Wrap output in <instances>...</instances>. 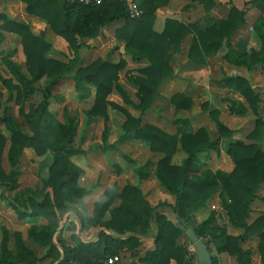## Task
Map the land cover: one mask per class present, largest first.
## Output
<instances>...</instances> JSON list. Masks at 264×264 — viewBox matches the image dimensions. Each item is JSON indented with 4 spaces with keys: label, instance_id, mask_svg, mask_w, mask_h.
Listing matches in <instances>:
<instances>
[{
    "label": "trees",
    "instance_id": "1",
    "mask_svg": "<svg viewBox=\"0 0 264 264\" xmlns=\"http://www.w3.org/2000/svg\"><path fill=\"white\" fill-rule=\"evenodd\" d=\"M21 1L29 15L45 21L54 34L65 39L75 54L68 62L50 57L53 45L42 34H36L28 22L18 21L0 11V28L21 37L26 56V72L21 64L11 58L12 53L3 58L13 78L3 79L7 94L0 88V108L3 99L20 105L36 94L37 82L45 77L49 79L40 104L28 113L23 108L20 109L31 132L22 129L12 115L0 116V123L9 131L11 142L7 153L11 170L7 172L3 165L7 139L0 135V187L4 190L15 191L19 188L20 152L24 148L33 149L38 156L52 154L49 175L43 181L41 191L36 193L26 190L20 199L10 198L21 220L40 215L51 218V224H34L28 231V235L46 249L42 259L51 258L49 264H106L109 256L119 252L130 251L133 252L130 258L139 257L136 250L142 245L141 239L150 232L154 221L158 226L155 248L147 251L138 261H128V264H170L172 260L177 264H198L197 257H193L189 248L178 240L192 227L196 211L205 207L217 192L230 221L236 227L244 229V233L241 236L226 235L216 246L220 235L213 226L215 214L212 213L199 223L194 229L210 251L212 263L221 264V258L213 254L215 248L217 253L226 252L236 256L238 264H250L251 251L244 250L240 243L250 235L259 237L258 247L264 259V213L252 222L248 221L254 201L258 198L264 200L257 193L264 184V150L258 142L264 135V120L259 111L260 95L251 82L243 76L230 79L235 89L246 99L256 118L253 131L247 135L254 142L233 140L229 145L227 153L234 163V169L229 173L200 170L198 154L207 149L219 150V139H212L206 128L194 131L187 129L190 128L188 119L175 121L179 124L182 147L188 154L181 165H176L172 163V156L177 148V135L169 134L150 123L143 124L140 117L132 115L126 107L108 100L109 95L117 91L127 105L143 112L150 110L159 87L174 74L169 57L172 53L182 51V43L189 34H193V39L188 57L195 63H206L208 56L227 47L222 58L229 64L249 70L257 66L264 67V19L255 26L260 49L242 52L230 45L233 35L245 23V10L237 7H232L226 19L214 20L207 16L202 22L193 24L167 19L164 30L157 32L154 29L155 14L158 8L166 6L171 0H138L142 14L136 18L130 16L123 0L101 4L70 0ZM193 1L201 2L207 13L216 5L214 0ZM252 3L264 13V0H253ZM115 21L123 23L117 27L115 35L125 42L126 54L135 61L147 62L139 69V74L128 76L137 87L139 102L133 101L128 90L119 82V73L126 67L125 59L115 63L97 58L86 66H79L74 80L78 85L86 82L96 88L94 104L87 113L104 118V141L108 139L110 131V106L125 114L126 120L122 124L125 134L132 133L134 138L148 143L151 151L163 154L156 165V178L176 200L174 204L152 206L138 185L128 183L121 191H116L113 186L109 187L95 202L93 216L90 218L91 226L101 229L98 238L85 242L75 234L73 239L76 244L71 246L61 239H55L65 228L76 231L77 225H70L71 214L75 212L81 216L75 203L89 194L79 182L84 170L71 159L84 151L74 146L77 124L70 114L65 123L59 124L55 139L42 126L49 112L54 89L67 77L73 64L79 59L85 39L96 38L104 26ZM170 101L176 109H191L193 104L191 96L183 92L174 94ZM230 103L232 112L242 116L247 113L248 109L243 105H238L235 101ZM212 116L218 127L219 138L233 136L234 131L219 120L218 111H212ZM142 170L143 168L138 170L141 178L144 175ZM16 199L21 203L20 207L16 206ZM119 200L120 203L116 205ZM162 207L170 209L176 220L159 211ZM107 213H110L109 220H105ZM1 230L0 264H37V252L27 245L21 231H11L5 225H1ZM111 230L116 233H111ZM12 239L16 251L11 247Z\"/></svg>",
    "mask_w": 264,
    "mask_h": 264
},
{
    "label": "rangeland",
    "instance_id": "2",
    "mask_svg": "<svg viewBox=\"0 0 264 264\" xmlns=\"http://www.w3.org/2000/svg\"><path fill=\"white\" fill-rule=\"evenodd\" d=\"M0 11L7 13L18 21L28 22L36 34H42L45 39L53 45V49L49 53L50 57L61 59L66 62L74 57L75 54L69 47L68 43L65 44L62 42L63 40L65 41V39L54 34L45 21L37 20L34 16L29 15L26 12L25 6H23L19 0H0ZM94 49L95 48H92L90 50L89 47L80 50L78 55L79 59L73 64L72 70L67 74V77L62 79L55 87L49 105V112L42 126L44 131L49 133L51 137L55 139L54 136L58 133L59 124L65 123L67 115L70 114L76 120L77 124L74 146L84 151L83 154L75 155L71 159L84 170L79 182L82 187H85L89 191V194L84 199L75 203L81 216L79 217L75 212L71 214L70 225L72 226L75 223L77 225L76 231L65 228L55 239V241L61 239L71 246L76 244V241L73 239L75 234L78 235L81 240H83L84 237L86 241L90 240L88 237H90L92 233L93 238L98 234L96 227L91 226L90 218L93 216L95 202L100 199L102 194H104L109 187L113 186L116 188V191H121L128 183L141 184V186L144 185L145 189L149 191L148 194L145 193L146 197L149 198H147L148 201L155 206L163 205L164 203L174 204L176 200L175 196L166 191L156 178V165L163 157V154L161 155L157 152L151 151L147 144L137 141L132 133L125 134L122 127V124L126 120L125 114L115 108L108 107V124L110 131L108 133V139L104 141V118L90 116L87 113L94 104L96 88L86 82H81L80 85H78L74 80L76 70L79 66H86L97 58L118 62L121 59H125L124 55L126 54V51L125 53L120 52L121 48L118 44H106L98 51ZM8 53H12L11 58L21 64L22 69L26 72V56L23 52L21 37L16 33L7 32L0 28V88L6 94L7 88L3 83V79L13 78L11 72L3 62V58L6 57ZM179 53L183 54V51ZM171 56L169 57L170 64L172 61ZM125 61L127 65V60L125 59ZM170 66L173 69L174 74L171 76L172 78L164 84L150 110L143 112L134 108L132 105H127L124 100L117 95L118 93L116 91L109 95L108 100L115 103L118 102L117 104L126 107L132 115L140 117L143 124L154 123L158 125L159 128L161 127L162 130L164 129L169 133H176V129L179 127V124L175 123L177 119H187V117H191L192 121L189 120L190 128L187 129L196 131L202 126L209 131L210 137L213 138L218 136L217 126L215 125L212 116V111L215 110L218 111V118L220 115H223L224 118L230 121L229 123L231 126L240 130V133L238 134L240 138L252 141L246 135L250 131H253L255 127L253 118L255 119L256 115L249 107L243 95L239 91L240 94L237 91H234L233 82L230 79L240 76V73L249 76L251 82L256 86L255 90L260 95V116L264 120V67L248 72L242 69L233 68L226 63H223V65L216 63L209 65L207 60L206 63L200 64L191 61L189 58L187 63L185 62L184 68H180V66L177 65V62ZM136 69V66H128V68L126 66L119 73V80L126 85L133 101L139 102L136 88L127 80L129 75H134ZM177 70L179 73L184 72L183 76L179 75L180 77L176 78L175 71ZM13 80L16 82L15 79ZM48 82V77L37 82L36 86L38 87V91L36 94L30 99L24 100L20 105L13 101L6 102L5 99H3L2 108H0V116L12 115L22 129L31 132L25 117L20 112V109L23 108L24 111L28 113L37 107L44 98ZM226 85L231 90L227 93L224 91L225 88L223 87ZM183 89H186V91H192L195 94V97H191L193 101L191 109H176L170 101L171 97L176 94V92L178 93V91H182ZM232 91H234L233 94ZM236 94L238 97H243L244 102H242L243 100H239V98L236 97ZM227 99L239 101L241 105L248 109L249 112L247 116L244 118L231 116L232 113L229 108H226L225 106ZM175 125H177V127ZM0 135L5 136L7 139V146L4 150L3 156V165L5 170L9 172L11 170V165L7 159V153L11 144L10 133L3 123H0ZM258 142L264 150V135ZM181 146H179V149L174 156L175 163H183L186 159L183 158L188 155L186 150L183 147L181 148ZM228 146L229 141L222 144V151L224 150L225 152ZM200 154L201 159L199 158L198 161L200 170H212L214 167V153L205 150V152ZM220 156L221 154L216 155V159L219 160ZM51 163L52 154L48 153L44 156H38L33 149L24 148L20 152L19 170L21 175L18 179L19 188L15 191H8L0 187V244L2 238L1 225L7 226L11 231H21L27 245L34 248L37 252L39 257L37 264H49L51 258L42 259V256L46 253V249L35 242L28 235V231L34 224H51L52 220L51 218L42 215L32 219H19L15 206L11 203L10 198L19 197L20 199L22 193L24 194L26 190L39 193L43 187V181L49 175ZM141 167L144 168L143 178H140V175L138 174V170ZM16 193H18V196H15ZM258 193L264 194V188L261 190L259 189ZM119 203L120 200L116 202V205ZM20 205L21 203L16 199V206L20 207ZM159 211L166 214L169 213L171 218L175 221L172 214L173 212L170 209L162 207L159 208ZM263 212L264 200L258 198L253 203L248 221L252 222L254 219L262 215ZM212 213L215 214V222L213 226L217 229L220 235V239L215 243L216 246L221 243L222 238L226 235L241 236L244 233V229L236 227L230 221L219 192L214 194L208 200L205 207L196 211L193 216L192 227L196 228L199 223L210 217ZM109 219L110 213H107L105 220ZM152 226L156 227L155 222ZM178 241L180 244H184L189 248L193 257L196 256V247L186 235L182 236ZM259 241V237L256 236H250L247 239L240 241L244 250L251 251L252 260L250 264H264L263 255L258 247ZM11 247L13 251H16L13 239ZM146 249L147 247L143 245L142 242V245L136 250L137 255L142 257V255L145 254ZM132 253L133 252L125 251L116 253L115 255H119L121 261L123 260L121 264H128V260ZM213 254L218 255L221 258V264H238L236 256L229 255L226 252L217 253L215 248ZM170 264L177 263L172 260Z\"/></svg>",
    "mask_w": 264,
    "mask_h": 264
},
{
    "label": "crops",
    "instance_id": "3",
    "mask_svg": "<svg viewBox=\"0 0 264 264\" xmlns=\"http://www.w3.org/2000/svg\"><path fill=\"white\" fill-rule=\"evenodd\" d=\"M252 1L253 0H214V2L216 4L215 7L211 10L210 13H207L205 11V9H204L203 4L201 2H199V1H193V0H172L167 6L158 8V10H157V12L155 14L154 29L157 32H162L164 30V28H165L167 19H176V20L181 21V22L186 23V24H193V23H197V22L200 23L207 16L213 18L214 20L226 19V18H228L232 7H237L239 9H241V10H243V9L245 10V23L233 35L232 40L230 42V45L233 48H235L237 50H240L242 52H250L251 49L259 50L261 44H260L259 38L257 36V33L255 32V26H256V24L260 23L264 19V13L262 11H260L256 6H254V4L252 3ZM19 2L23 6H25V4L21 0H19ZM35 18L37 20H42V19H40L38 17H35ZM122 24H123L122 21H115V22H112V23L104 26L102 28L101 34L99 36H97L96 38H87V39H85V45L81 48V50L83 48L84 49H87V48L90 47V50L92 48H95L94 50H97L98 51V50H100V48H103L106 44H113V45L118 44V45H120V48H121L120 49V52L125 53V42L123 40L118 39L116 37V35H115L117 27H120ZM192 39H193V34H189L188 36H186V38L184 39V41L182 43V51H183V54H180V53H172L171 54L172 55L171 56L172 57V61H171V64L170 65H173V63H176L177 62V65L180 66V68H184L185 62L187 63V60L189 58L188 57V52H189V48H190ZM62 42H64L65 44L67 43L64 40ZM226 51H227V47H225L221 51V53L219 52L220 54L217 53L215 55L208 56V58H207L208 64L211 65L213 63H216V64L223 65V63H226L227 65H229V66H231L233 68L242 69V70H245V71H248V72L249 71L256 70V69H259V68H263L261 66H257L255 68L249 70V69H247L245 67H239V66H235V65L229 64L228 62H226L222 58V55ZM124 57L127 60V65H126L127 68H128V66H136L137 67L136 72L134 73L135 75L139 74V72H138L139 69L141 67L145 66L146 63H147L145 60H143V61H135V60H133L131 58V56H129L127 54H125ZM175 60H176V62H175ZM115 63H117V62H115ZM177 73H179L178 70L175 71V77L176 78L177 77L179 78L180 77L179 75L183 76V74H184V72H181L179 74H177ZM239 75L247 78L251 82V80H250V78H249L248 75L241 74V73ZM170 78H172V77H169L168 79H166L164 81V83L159 87V89H158V95L160 93V90L164 86V84L167 81H169ZM127 80L131 84H133L128 77H127ZM119 82L125 87L126 90H128V88L126 87V85L123 82H121V80H119ZM251 84H252V86L254 88H256V86L252 82H251ZM133 86L136 88V92H137V87L134 84H133ZM223 87L225 88L224 91H226V93L228 91H231L228 88L227 85L226 86H223ZM233 87H234V85H233ZM234 91H237L235 89V87H234ZM234 91H232V94L234 93ZM178 92H183V93L188 94L191 97H195L194 92L189 91V90L186 91V89H183L182 91H178ZM117 95L119 97H121V99H122V96L119 93ZM158 95H157V97H158ZM236 97L239 98V100H241V101L243 100L242 102H244L243 97H238L237 94H236ZM230 101H235L238 105H241V103L239 101H236V100H233V99H227V103L225 104V106H226V108H229L230 112L232 113L231 116H236V117H240V118H244L245 116H247V114H248L249 111H247V113L245 115H243V116L242 115H238V114L232 112L231 111V108L229 107L231 105ZM259 111H261V110L259 109ZM222 113H224V112H222ZM188 118H190V119H188ZM187 119L192 121L191 117H187ZM219 120L222 121L223 123H225L231 130H233L234 131V134L231 137L230 136H226V137H220L219 138V133H218V136L217 137H214V138L211 137L212 139H219V150L217 151L215 149H207V150L211 151L212 153H214V157H213V166L214 167H213V169L211 167L210 168L213 170V172H216L218 170H221V171H224V172H228L229 173V172H231L234 169V163L231 160V158L229 157V155L227 154V151H228L229 146H228V148H226V150L224 152V150L222 151V144H224L227 141H229V145H230L231 141H233V140H242V141H244L246 143H252V141H248V140H245L243 138H240L238 136V134L240 133V130H238L237 128H234L233 126H231L230 123H229L230 121H228L226 118H224L223 115H220ZM253 120L255 122V119L254 118H253ZM214 121H215V119H214ZM150 124L156 125L154 123H150ZM215 125L217 126L216 122H215ZM156 126L159 127L158 125H156ZM175 126L177 127V125H175ZM200 127H202V126H200ZM164 131H166V130H164ZM166 132L169 133L168 131H166ZM217 132H218V127H217ZM169 134H173V135L176 134L177 137H178V140H177V148H176V150H175V152H174V154L172 156V163L173 164H176V165H181L182 163H175L174 162V156H175L176 152L178 151L179 146H181V144H180V133L178 132V129H176V133H169ZM136 140L137 141H140L142 143L147 144L148 147H149V144L148 143H146V142H144L142 140H138V139H136ZM181 148H182V146H181ZM203 152H205V151H203ZM159 154L162 155V153H159ZM220 154H221V156H220L219 160H217L216 159V155H220ZM200 155L201 154L199 153L198 154V158L201 159ZM187 156L184 157L183 159L187 158ZM142 168L143 167H141L140 169H142ZM142 172H144V168H143ZM138 174H139V171H138ZM140 178H141V176H140ZM142 181H143V179H142ZM134 185H138L141 188V190L143 191L144 194L145 193L148 194L149 191L147 189H145V186L144 185H142V186H141V184H134ZM263 188H264V184L262 185V187L260 188V190L263 189ZM258 192H259V190H258ZM258 195H260L261 197H264V194L258 193ZM152 206H155V205L152 204ZM172 214H174V213H172ZM167 215L169 217H171V215L169 213H167ZM153 223H154V221L152 222V225H153ZM155 224H156V222H155ZM96 229L98 230V234H99V232H100L101 229L100 228H96ZM112 232L113 233H116L115 231L111 230V233ZM157 233H158V226L156 224V227L155 226H151L150 232L148 234L143 235L141 241L143 242V245H145L147 247L146 252L155 248V241L154 240H155V236L157 235ZM98 234L95 235L94 238H93V233H92L90 235V237H88V238H90L89 241H95L98 238ZM186 236H187V234H186ZM250 236H256V237H258L257 235H250ZM250 236H248V237H250ZM248 237H246L245 239H247ZM82 241L89 242V241H86L84 239V237H83V240ZM146 252H145V254H146ZM144 255H142V257ZM196 257H197V249H196ZM139 259H140V257L130 258L128 261H131V262L132 261H138ZM197 261H198V258H197Z\"/></svg>",
    "mask_w": 264,
    "mask_h": 264
},
{
    "label": "built area",
    "instance_id": "4",
    "mask_svg": "<svg viewBox=\"0 0 264 264\" xmlns=\"http://www.w3.org/2000/svg\"><path fill=\"white\" fill-rule=\"evenodd\" d=\"M70 1H76L85 4H91V3L101 4L103 2L111 1V0H70ZM123 1L126 3L131 17L136 18L141 16L142 10L140 9L138 0H123ZM106 264H121V258L119 255L108 257L106 260Z\"/></svg>",
    "mask_w": 264,
    "mask_h": 264
},
{
    "label": "water",
    "instance_id": "5",
    "mask_svg": "<svg viewBox=\"0 0 264 264\" xmlns=\"http://www.w3.org/2000/svg\"><path fill=\"white\" fill-rule=\"evenodd\" d=\"M186 234L196 246L198 263L199 264H213L212 255L210 251L208 250L203 239L196 234L195 230L192 227H189L186 230Z\"/></svg>",
    "mask_w": 264,
    "mask_h": 264
}]
</instances>
